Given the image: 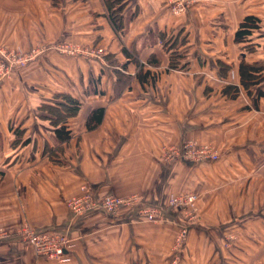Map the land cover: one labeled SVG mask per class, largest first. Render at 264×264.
<instances>
[{"label":"crops","instance_id":"obj_1","mask_svg":"<svg viewBox=\"0 0 264 264\" xmlns=\"http://www.w3.org/2000/svg\"><path fill=\"white\" fill-rule=\"evenodd\" d=\"M106 2L0 0V47L30 51L38 42L68 39L107 49L102 59L48 51L27 68L26 81L0 85V226L17 234L29 224L37 232L66 233L77 243L67 263L36 258L34 249H26V258H3L4 249L18 253L13 238L0 242V264H163L143 246L149 228L138 207L122 208L113 218L103 210L73 218L67 200L87 186L97 199L137 193L143 202L166 206L173 194L197 187L205 195L209 186L241 178L264 161V98L257 108L253 103L264 83L250 96L240 74L242 58L264 63V0H207L183 17L171 13L169 0H122L121 30ZM247 16L261 20L250 38L256 50L249 53L236 38ZM173 55L180 57L177 66ZM23 84L36 91L34 98L8 96L7 89ZM229 86L239 87L237 96L224 91ZM63 94L80 108L56 124L57 116L44 106L61 107L67 103ZM100 107L103 120L89 129V115ZM63 127L70 131L67 140L58 138ZM16 138L22 141L15 145ZM186 140L213 144L220 159H163L165 146ZM18 150L21 157L9 160ZM249 246L258 251L264 241ZM191 253L180 264H211Z\"/></svg>","mask_w":264,"mask_h":264},{"label":"rangeland","instance_id":"obj_2","mask_svg":"<svg viewBox=\"0 0 264 264\" xmlns=\"http://www.w3.org/2000/svg\"><path fill=\"white\" fill-rule=\"evenodd\" d=\"M200 2L202 1H196L192 3L184 13L177 17H183L192 5ZM60 45L69 47L68 50L70 53L60 51ZM93 48H95V50L102 48L104 52H102V54L98 56H90L86 53H83L84 51L92 50ZM31 51H35L32 59L24 60L26 56H28L27 54ZM48 51L57 52L62 56L75 57L84 55L102 59L106 54L107 49L103 47L90 46L87 44H85L84 46L81 43L74 42L68 39H59L51 44L38 42L30 51H24L21 49H16L14 47L10 48L8 46L0 47V66L1 64L6 63V67L0 70V85L3 82H9L13 84V82L16 81H26L28 78L27 74H25L27 68L34 61L40 58L41 55ZM244 52L246 53L247 51L245 50ZM7 58L13 60V62L15 63L7 62ZM262 83H264V80L260 84ZM254 90L255 88H253V91ZM7 92L10 98L17 97L19 99H23L26 97L34 98L33 96L35 95L34 93L36 91H34L32 88H29L27 84H23L19 87H13V89L9 88L7 89ZM259 136H262V138L264 139V130H261L259 132ZM15 140V142H17V140L19 142L22 141V138H16ZM192 141L198 145L203 144L198 143L195 140ZM204 144L210 145L215 151H217L219 154V158L217 160L210 159L208 161L199 163H216V161L220 159V152L218 148L213 144ZM169 146L171 145H168V147ZM166 147L167 146H165L164 149ZM20 152L21 150H18L16 154L14 153L12 158H10L9 160L17 161L22 155ZM261 153H264V151L261 150ZM163 159L165 160L164 157ZM172 163L184 164L193 162L174 161ZM254 164L251 165V171L245 173L243 176H241V178H238L236 180L225 179V181L219 183V185L209 186V188H207L204 192L205 195L201 194V189L199 190L197 187L190 191L173 194L193 195L195 198L194 203H191L190 205L174 207L170 204L169 199L168 205L163 206L160 204L159 216L154 221L148 220L141 211L144 207L158 206L152 203L143 202V196L137 193L126 197L137 195L140 198L139 203L133 204L132 206H122L118 209L117 213H119L122 208L138 207L137 211H139L140 214H138L143 219L142 222H145V225L149 228V230H147L146 232V238H144L143 240L145 243L143 246L146 247L149 257L151 256L154 259L162 260L163 264H172L173 260H179L178 264H180L181 262H183L184 257H189L191 252L198 255L200 254V257H198V255L196 256L198 258H203L204 256L211 259V264H235V262H238L239 259H242L243 262L246 263L248 260H250V258H255V260L258 259L259 262L263 263L264 247H260L261 249L258 248L257 251L256 248H254L255 250H252L249 246L252 241H254L255 243L257 241H264V231L261 229L262 227H264V161L259 163L257 161V164L256 162H254ZM84 187L86 188L85 191H89L93 194L89 187L83 186L82 193L80 195L71 197L67 200L66 204L72 212L73 218H85V216H87L88 214L94 211L101 210L96 209L81 215L75 213L74 209L69 206L70 200L83 195ZM93 196L95 195L93 194ZM105 197H111V195ZM117 213L107 214H109V216L113 218V215H116ZM25 225L26 224L20 227L17 234H12L10 230H7V228L0 226V242L2 245L10 244L13 238L14 241L15 239H17L18 241V253H12L11 251L4 249L2 250L3 258H26L28 257L26 249L33 251V247L29 245L22 236V229ZM156 226L157 228L155 229ZM255 231L259 232V234H255ZM67 237L71 240V243L75 247V245L77 244L76 241L69 235H67ZM202 242H205L206 245H209V248H207V250L194 249L193 251L192 249V251L189 250L191 252L188 251L187 246L191 245V243ZM34 254L36 255V258L44 257L37 255L36 252Z\"/></svg>","mask_w":264,"mask_h":264},{"label":"built area","instance_id":"obj_3","mask_svg":"<svg viewBox=\"0 0 264 264\" xmlns=\"http://www.w3.org/2000/svg\"><path fill=\"white\" fill-rule=\"evenodd\" d=\"M196 1L207 0H169V9L173 15L179 16L184 13L187 8ZM60 51L70 53L65 45H60ZM81 50V49H80ZM82 52V51H81ZM104 50L99 48L95 50H86V53L90 56H98L102 54ZM35 51L29 52L24 60L32 59ZM89 56V57H90ZM7 62L15 63L13 60L7 58ZM6 67V63L1 64L0 70ZM163 157L167 162H204L210 159L217 160L219 154L210 145L195 144L192 140L184 141L181 145L167 146L163 151ZM80 197H76L69 201V206L72 207L77 214H84L86 212L101 209L109 214L117 213L118 209L122 206H132L139 203L140 198L137 195H133L126 198L120 197H105L103 199H97L89 191H85ZM193 195H172L170 198V204L174 207L190 205L194 203ZM143 215L150 221H154L159 216V207L149 206L142 208ZM23 239L33 247L36 254L44 256L48 259L57 261L59 263H67L72 260L71 252L74 248L71 240L66 234L56 231H43L37 232L30 225H25L22 229Z\"/></svg>","mask_w":264,"mask_h":264},{"label":"trees","instance_id":"obj_4","mask_svg":"<svg viewBox=\"0 0 264 264\" xmlns=\"http://www.w3.org/2000/svg\"><path fill=\"white\" fill-rule=\"evenodd\" d=\"M108 9L110 11L111 19L114 23L116 30H121L125 27L124 24V15H123V5L122 0H107ZM261 20L256 16H247L244 21L241 23L240 27L237 30L236 38L239 42L245 43L243 50L247 52H253L256 50V46L253 43H250L251 36L254 32L260 28ZM179 55H173L171 58V64L177 66L179 64ZM240 74L241 82L244 89L248 92L250 96L253 95L252 88L257 86L264 80V63L263 62H248L245 58H242L240 63ZM230 89L234 91L233 96H237L239 92V87L229 86L224 91L230 92ZM63 97L67 103L58 106L45 105L50 113L57 116V120L54 123H58L59 120L66 119L72 115H76L80 108V103L74 97L63 94L60 95ZM264 98V89L260 90L257 97H253L254 107L257 108V102L260 98ZM105 114V108H95L91 111L89 118L87 120V126L89 129L96 128L101 124ZM58 138L60 140H67L71 137L70 131H67L66 127L61 128L57 132ZM18 142V140H17ZM17 142H15L17 144ZM14 143V144H15Z\"/></svg>","mask_w":264,"mask_h":264}]
</instances>
